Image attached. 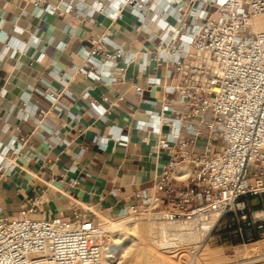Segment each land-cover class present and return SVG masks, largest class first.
I'll return each instance as SVG.
<instances>
[{"label": "built area", "instance_id": "2783aa9c", "mask_svg": "<svg viewBox=\"0 0 264 264\" xmlns=\"http://www.w3.org/2000/svg\"><path fill=\"white\" fill-rule=\"evenodd\" d=\"M33 2L36 7L44 4L41 11L50 13H69L81 4L83 12L94 8L113 19L129 7L144 34L152 32L153 25L162 30L154 59L173 67L176 82L163 86L165 97L153 103L158 109L148 110L149 120L139 126L156 135V152L178 153L150 188L132 193V202L117 217L136 220L148 209L150 215L165 213L190 232L210 234L224 226L225 234L242 244L264 242V0H79L63 1L62 9L49 0ZM256 18H262L261 26L254 23ZM107 40H91V50H83L85 65L95 63L99 54L100 64L117 69L124 79L134 54L117 45L113 52L102 51ZM119 59L123 66H118ZM84 97L98 105L88 91ZM199 138L206 144L194 154L189 148ZM117 139L128 142L127 135ZM22 140L17 151L26 142ZM70 184L78 185V178ZM161 197L175 208L162 207ZM253 198L259 199L258 205ZM40 204L36 197L16 216L2 214L0 208V264L102 262L107 230L101 218L82 213L38 217Z\"/></svg>", "mask_w": 264, "mask_h": 264}, {"label": "crops", "instance_id": "0c3cea01", "mask_svg": "<svg viewBox=\"0 0 264 264\" xmlns=\"http://www.w3.org/2000/svg\"><path fill=\"white\" fill-rule=\"evenodd\" d=\"M63 1L79 0H49L60 9ZM42 7L33 0H0L2 214L16 216L40 197L38 217H117L132 202V193L150 188L178 153L156 152V135L139 126L149 120L148 110L158 109L153 103L165 97L163 86L176 82L173 67L154 59L162 30L153 25L144 34L129 7L118 19L94 8L83 12L81 4L69 13ZM102 36L108 39L102 51L113 52L117 45L134 54L124 79L117 69L103 67L99 54L95 63L85 65L83 50H91V40ZM123 65L119 59L118 66ZM86 91L98 105L84 97ZM120 134L128 142L120 143ZM22 139L26 142L17 151ZM205 144L199 138L189 150L199 154ZM72 166L78 169L69 170ZM74 177L79 180L75 186L70 184ZM160 204L175 208L164 197Z\"/></svg>", "mask_w": 264, "mask_h": 264}, {"label": "rangeland", "instance_id": "374dc122", "mask_svg": "<svg viewBox=\"0 0 264 264\" xmlns=\"http://www.w3.org/2000/svg\"><path fill=\"white\" fill-rule=\"evenodd\" d=\"M259 202L260 201L258 198L252 199V203L254 205H258ZM147 214H148V209H146L144 213L142 214V216L136 220H130V219H127L126 217L118 218V217L101 216L100 218L104 222L107 228L106 236L104 238V245L106 246L109 243L113 244L120 235L123 240L126 238V235L132 238L133 234H130L131 231L123 229L122 228L123 225L129 227V225H132L131 223H134V222L139 223V224H145L148 222H154V223L156 222L155 225H158L159 224L158 222L163 220L160 218L161 215L150 216V214L149 215ZM107 221H109L111 224L109 222L107 223ZM112 222L115 223V224L113 223L114 227L110 226L112 225ZM111 227H112V230H111ZM156 230L157 228L155 229V233L159 234V232ZM122 232L124 233L126 232L125 235L120 234ZM183 232L185 234L181 233L180 236H178L179 238L182 237V238L187 239L190 237L189 236L190 230H185ZM225 232H227L226 227L218 226L210 234H206V233L202 234V239L200 242L193 241V242L188 243L185 240V243L180 245L179 248L166 250V251L160 249L164 253L161 252L156 245L150 244V243H148V245L153 250V252L159 253L161 256H163L162 258H165L163 259L164 262L162 260L160 264H162V262L163 264H244L248 262L247 260L254 261L255 259L257 260V259L264 258V242L263 241H258L259 242L258 245H254L256 242L248 243L244 245L239 241L231 239L227 234H225ZM251 247L252 248L256 247V249L254 250L248 249ZM242 248L243 250H240ZM244 248H247V249H244ZM246 250L247 251L249 250L248 254H246ZM118 252L120 256L125 255L124 256L125 258L120 257L113 264L121 262L122 260H124L126 264H134V260L133 258L131 259V256L128 254L127 250L122 251L119 249ZM138 258L140 260L137 259L136 264H143L144 263L143 258L142 257H138Z\"/></svg>", "mask_w": 264, "mask_h": 264}, {"label": "bare ground", "instance_id": "6f19581e", "mask_svg": "<svg viewBox=\"0 0 264 264\" xmlns=\"http://www.w3.org/2000/svg\"><path fill=\"white\" fill-rule=\"evenodd\" d=\"M261 22H262V18H256L254 20V23L259 25V26H261ZM181 168H182V170L185 171L188 169V166L186 163H182ZM147 215H149V214H147ZM160 215H161L160 218L163 220L159 221L158 225H155L156 222L155 223L154 222H148L145 224H139V223L134 222V223H131L132 225H129V227H127L125 225H123V227L121 226L123 229L131 231L130 234H133L132 238H130L126 235V238L123 240L121 238V235H120L118 237V239L115 240V242L113 244L109 243L106 246L104 245L103 259H102V262L100 264H113L120 257L125 258L124 257L125 255L120 256V254L118 252L119 249L122 251L127 250L128 254L131 256V259L133 258L134 264L137 263V259H139L138 257L143 258V261H144L143 264H158V263L160 264V262L165 258H162L163 256H161L159 253L153 252V250L150 248L148 243L156 245L159 248V250L161 249V250L166 251V250L179 248L180 245L185 243V240L188 243L193 242V241L194 242H200L201 241L202 234L197 233V232H190V235H189L190 237L187 239L182 238V237L179 238L178 236H180L181 233L185 234L183 232V231H185V225H183L181 222H174V221L167 219V215L165 213L160 214ZM150 216H152V215H150ZM108 222L109 221H107V223ZM113 223L114 222H112V225H110V226L114 227L113 225L115 223L114 224ZM108 226H109V224H108ZM112 227H111V230H112ZM156 228H157L156 231H158L159 234L155 233ZM106 230H107V228H106ZM125 233L122 232L120 234L125 235ZM258 243L259 242H256L254 245H258ZM244 249H247V248H244ZM248 249L254 250V249H256V247H253V248L251 247ZM240 250H243V248ZM248 251L246 250V254H248ZM161 252H163V251H161ZM247 261L248 262H246L244 264H264V258L257 259V260L255 259L254 261H249V260H247ZM163 262H164V260H163ZM163 262H162V264H163ZM261 262H263V263H261ZM217 263H219V262H217ZM115 264H126V263L124 260H122L121 262H118Z\"/></svg>", "mask_w": 264, "mask_h": 264}]
</instances>
